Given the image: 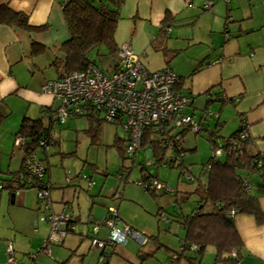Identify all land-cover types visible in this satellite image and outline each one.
Returning <instances> with one entry per match:
<instances>
[{"label":"crops","instance_id":"1","mask_svg":"<svg viewBox=\"0 0 264 264\" xmlns=\"http://www.w3.org/2000/svg\"><path fill=\"white\" fill-rule=\"evenodd\" d=\"M63 1L0 0V6L24 14L29 26L0 19V227L4 211L12 212L17 207L28 212L25 215L28 216V226L35 221L33 231L42 238L44 233L40 231V226L46 224L49 229L48 223L39 219L44 211L43 201L33 188L12 190L8 186L15 185L12 180L22 162V152L14 146V134L22 117H43L49 107L54 109L58 105V100L44 92L41 85L60 73L66 74L62 69L65 59L62 44L69 37V32L61 9ZM205 1L119 0L120 17L116 30H146L148 37L144 45L135 49V43L129 40L132 49L140 50L147 44L150 47V38L165 26L163 28L168 31L167 47L176 50L168 66L181 78L180 91L192 96L185 111L199 117L206 108L212 116L203 123L208 130L218 131L219 138L229 136L240 124H244L252 149L264 152V0H213L209 8L202 9ZM165 14L172 17L168 23L162 21ZM144 53L142 50L138 55L142 65L148 69L141 60ZM161 56L163 65H167L162 53ZM217 58L220 61L214 62ZM54 137L57 144L56 131ZM195 148L194 145L190 150ZM42 151L46 159V148ZM45 165V178L51 185V208L71 216L75 225L71 232L89 238L103 237L105 232L100 230L104 225L100 221L106 216L107 208L113 206L121 223L129 224L151 237L154 234L153 216L140 205L124 199L123 186L110 194L107 200L100 201V192L95 197L90 194L91 205L97 201L103 205L96 209L91 206L87 218L83 219L79 210L75 213L71 201L80 185L69 181L67 184L72 188L54 189L57 185L52 182L48 162ZM88 178L93 181L91 175ZM246 178L264 213L263 178L257 172H249ZM121 181L118 178L117 182ZM94 186L93 181L87 190L94 192ZM11 192H15L13 202ZM116 192H120V197L115 195ZM105 194L102 196L107 197L108 194ZM160 215L159 221H169L162 213ZM233 223L242 240L238 264H264V224L257 223L252 215L242 213L233 216ZM94 225L98 226L95 231ZM94 250L99 256L100 251ZM118 250L120 254L124 253L122 247ZM115 251L116 247L112 253L107 251L109 254L104 257L105 263ZM26 258L25 264H28L29 255Z\"/></svg>","mask_w":264,"mask_h":264},{"label":"trees","instance_id":"2","mask_svg":"<svg viewBox=\"0 0 264 264\" xmlns=\"http://www.w3.org/2000/svg\"><path fill=\"white\" fill-rule=\"evenodd\" d=\"M118 1L64 0L62 2V14L69 32V37L62 44L65 53L62 69L66 73L82 69L89 63L97 65L87 55L88 51L97 45L103 44L106 46L108 53L116 54L119 48L115 40L117 21L120 17ZM0 14L5 16L4 18L0 15L1 20L17 22L29 27L26 16L9 7L0 6ZM171 19L172 17L165 14L162 21L168 23ZM163 27L150 38L149 45L154 51L162 53L167 64L165 66L169 67L168 63L176 54V50L167 47L168 31ZM61 76H63L62 73L58 75V77ZM179 79L181 78L179 77ZM51 110L53 109L49 107L46 115L39 118L22 117L14 137L16 135L23 136L24 154L34 152L37 155L39 149L44 150L46 148L44 144L50 141L51 144L57 142L53 127L54 124H59V122L54 123L51 120L48 115ZM202 111L199 117H196L193 112H187L197 120L199 125L196 130H193L192 126L184 129L166 128L164 134H158L154 129L148 128L144 131L141 146L133 154L126 153L127 135L125 133L122 138L115 137L113 145L120 152L122 159L130 158V165L124 166L123 164L122 166V169L125 167L127 172L133 165L135 154L142 152L143 159L139 166L140 176L136 180L142 181L143 185L140 186L145 191L155 195L157 191L144 183L150 177L159 178L157 169L161 167L178 170V176L182 175V178L186 181L184 173L188 172L189 167L184 162L187 149L182 144L183 137L188 133L204 132L210 143L211 153L207 161L201 165L200 174L194 175V178L191 176V179H188V181L196 180L194 188L183 191L179 197L178 190L175 191L171 187L178 208L179 201L188 198L191 193H195L197 196V204L193 210L189 213H183L182 211L179 214L177 213L178 223L181 224L185 233L178 248L171 250V263H177L181 258H185L189 264H204L202 258L206 248L212 246L214 248V262L212 264H238L242 240L233 223V216L237 213L249 214L255 218L257 223L264 224V213L258 197L250 191L246 178L249 172H257L264 180V152L252 149L250 136L244 124H240L229 136L219 138L218 131L208 130L205 123H203L204 120L208 119L207 117L212 115L208 113L206 108ZM79 116L86 117L87 130L91 133L96 132L99 123L104 121L92 112L74 117ZM112 124L119 126L118 123ZM242 132L247 133L244 139L240 138ZM41 141H44V143H41ZM217 146L221 147L220 154H216L214 151ZM147 148L151 150L149 156L145 154ZM220 156H223V158L220 159ZM37 157L42 161V158L38 155ZM148 158L153 159L150 165L145 164ZM44 168L46 176L47 165L44 164ZM20 169L21 166L12 180L15 185H7L12 190L32 188L21 181ZM118 175L119 179L122 180V173ZM204 175L206 176L203 182L202 176ZM76 176L81 177L80 173H77ZM126 179L125 177L124 181ZM45 182L49 184L46 178ZM49 187H51L50 184ZM168 193H171V191ZM100 223H102V220ZM60 244H62V241ZM60 264L67 263L61 262Z\"/></svg>","mask_w":264,"mask_h":264},{"label":"rangeland","instance_id":"3","mask_svg":"<svg viewBox=\"0 0 264 264\" xmlns=\"http://www.w3.org/2000/svg\"><path fill=\"white\" fill-rule=\"evenodd\" d=\"M180 31L188 32L189 30ZM146 37H148L146 30H141L140 32V30L122 28L121 30H116L115 33V40L119 46L130 40L132 44L135 43V49L139 45H144ZM135 49L134 53L136 54H140L144 50L145 53L141 56V60L148 69L154 70L164 67L161 53L151 49L148 44L140 50ZM87 55L105 72L117 61L116 54L108 53L106 46L103 44L92 47ZM53 128L58 133V143L46 146V159L42 149L37 151V155L43 159L42 162L44 164L48 162L49 171L53 179L52 182L55 181L57 185L54 189L72 188V185L67 184L69 181L80 185L78 193L71 200L75 213L77 214L79 210L84 217L83 219H86L91 206L96 209L98 207L102 208L103 205L98 204V201V203L91 205L90 194H94L95 197L100 192V201L103 199L107 200L110 199L108 198L110 194L117 189L120 190L123 186L124 199L140 205L153 216L154 221H151V223L155 227V231L152 237L147 233L145 234L147 240L142 245L134 238L128 236L126 244L115 246L116 251L110 254L111 256L108 258L107 263H105L104 257L98 260V253L90 246L89 237L80 236L71 231L67 233L62 244L50 243V255H47L43 251H38L43 238L33 231L32 227L35 221H32L28 226V216H25L28 212L14 207L12 212L4 211V216L1 219L0 236L2 237H0V243L3 247L6 240H10L13 243L17 264L20 262L25 264L27 262L26 256L29 253H37L35 260L38 264H60L61 262L69 264H189L185 258H181L177 263H171L170 257L171 250L178 248L185 233V230L178 223V214L180 211L189 213L196 207V194L191 193L188 198L180 200L178 208L175 195L172 193L157 190L155 195H151L142 186L138 185L135 180L140 176L139 166L143 159V154L141 151L135 154L133 165L128 172L125 167L122 169L123 164L124 166L130 165L131 160L130 158L122 159L120 152L113 145L115 137L122 138L124 136L121 126L101 121L98 130L91 133L87 130L88 122L86 117L79 116L67 118L62 123L54 124ZM182 144L187 149L184 155V162L189 167L188 173L194 178V175L200 174L201 165L207 161L211 153L210 143L206 138V134L202 132L196 134L188 133L183 137ZM194 145L196 148L190 150L189 148L194 147ZM219 158L222 159L223 156ZM121 169L122 171H120ZM77 173H80L81 177L77 178ZM120 173H122L123 181L118 183V174ZM84 175L92 176L95 184L94 192L87 190L89 182L84 178ZM158 175L167 186L178 190L179 197L183 191L192 190L196 184L195 179L185 181L182 175L179 177L176 169L161 167L158 170ZM205 176H202L203 182L205 181ZM125 177L127 178L126 181H124ZM33 189L36 193V189ZM104 193L108 194L107 197L102 196ZM161 213L165 218H168V222L159 221ZM40 229L44 233L43 237L45 238L49 233L48 226L46 224L42 225ZM100 231L105 232L103 236L105 237L108 229L101 225ZM3 247H0V264H5ZM121 247L124 249L123 254L118 252ZM202 262L204 264H212L214 262V248L212 246L206 248Z\"/></svg>","mask_w":264,"mask_h":264},{"label":"built area","instance_id":"4","mask_svg":"<svg viewBox=\"0 0 264 264\" xmlns=\"http://www.w3.org/2000/svg\"><path fill=\"white\" fill-rule=\"evenodd\" d=\"M212 4L213 0H207L201 7L207 9ZM116 57V63L106 72L89 63L82 69L72 70L61 77L42 83L41 89L58 100L57 107L48 112L54 123H62L67 118L79 114L96 113L104 121L118 123L121 126L127 135V154L135 153L141 146L144 131L148 128L154 129L158 134H164L166 128L184 129L188 126H192L193 130L198 128L197 120L184 110L192 101V96L180 91L179 76L171 68L164 66L154 70L147 69L142 65L140 56L134 53L129 41L119 46ZM219 61L220 58L214 60ZM208 96L209 92L206 94L207 98ZM246 136V132L240 134L241 139ZM23 143V136L14 137V146L23 155L19 176L23 183L36 189L37 197L43 201L44 213L39 219L48 223L49 233L42 239L38 251L50 255V243H60L68 231L74 230L75 225L67 212H57L51 208L50 187L45 182L44 164L34 152L24 154ZM51 143L50 141L44 145L46 147ZM214 149L216 154L221 153L220 146ZM152 162L153 159L148 158L145 164L150 165ZM184 177L187 180L191 179L188 172L184 173ZM84 178L91 185L88 176L84 175ZM135 182L143 185L142 181ZM144 184H148L156 191L172 192L171 187L157 177H150ZM115 195L120 197L121 194L116 192ZM102 224L108 229L107 235L90 237V246L100 251L98 260L112 253L115 246L126 243L128 236L141 245L147 240L143 232L129 224L121 223L117 209L113 206L107 208ZM97 228L98 226L94 225L93 230ZM4 252L5 264H16L11 242L5 243ZM28 255L30 258L28 264H38L34 260L36 253Z\"/></svg>","mask_w":264,"mask_h":264},{"label":"water","instance_id":"5","mask_svg":"<svg viewBox=\"0 0 264 264\" xmlns=\"http://www.w3.org/2000/svg\"><path fill=\"white\" fill-rule=\"evenodd\" d=\"M150 153H151V152H150V149H148V148H147V150H146L145 154H146L147 156H149V155H150ZM14 196H15V192H11V193H10L11 202H13V201H14V199H13V198H14Z\"/></svg>","mask_w":264,"mask_h":264}]
</instances>
